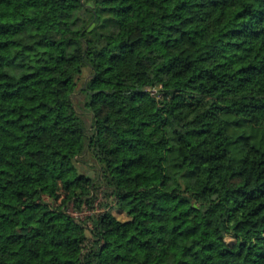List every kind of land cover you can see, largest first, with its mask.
I'll return each instance as SVG.
<instances>
[{"label":"trees","instance_id":"1","mask_svg":"<svg viewBox=\"0 0 264 264\" xmlns=\"http://www.w3.org/2000/svg\"><path fill=\"white\" fill-rule=\"evenodd\" d=\"M0 264H264V0H0Z\"/></svg>","mask_w":264,"mask_h":264},{"label":"rangeland","instance_id":"2","mask_svg":"<svg viewBox=\"0 0 264 264\" xmlns=\"http://www.w3.org/2000/svg\"><path fill=\"white\" fill-rule=\"evenodd\" d=\"M118 40H119V37H114V38L110 39L109 46H112L113 44L117 43ZM83 72L85 75L87 74L86 69H83ZM92 78H93V82L95 85L98 84L99 82H102V81H108V80L111 81L112 80V74L107 69V63H106V59H105L104 55L101 56L100 66L97 69L96 74ZM35 79H36V77L24 79L21 82V84L18 85V87H16L15 89H10V90L13 94H18V93H20L26 89L35 90L36 89V85L34 83ZM151 91L153 94L155 93V90H151ZM74 101H75V106H76L77 110L80 112H83V114L86 117L87 110L85 107V96H84V94L81 92L76 94L74 96ZM88 162L91 164L90 160H88ZM78 168H79L80 172L88 174L91 177L93 176V171L90 169L89 166H87L85 164H79ZM91 199L93 201L92 207H89L88 204H83L79 208H75V206L71 203L68 206V211L77 218H83L84 216H89L92 214L100 213L105 209V202H107V201H105V199L103 198L101 193L93 194ZM109 204H110L109 207L112 208V213L114 215H116L120 219L125 218L124 214L118 212L113 207L112 203H109ZM86 258H88V256Z\"/></svg>","mask_w":264,"mask_h":264}]
</instances>
